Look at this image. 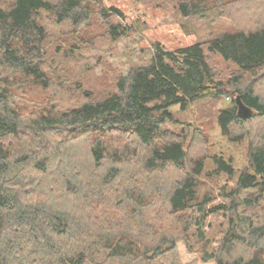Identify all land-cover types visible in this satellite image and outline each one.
I'll use <instances>...</instances> for the list:
<instances>
[{
    "label": "trees",
    "instance_id": "trees-1",
    "mask_svg": "<svg viewBox=\"0 0 264 264\" xmlns=\"http://www.w3.org/2000/svg\"><path fill=\"white\" fill-rule=\"evenodd\" d=\"M100 2L0 0V264H264V213L247 224L238 212H264V0L237 30L207 42L235 65L227 78L217 75L202 42L175 51L158 45L112 95L84 92L79 103L65 95L60 106L31 98L32 89L46 93L53 77L44 12L81 27ZM178 2L190 16L204 14L209 0ZM125 29L110 24L108 33L116 39ZM237 96L254 110L250 118L239 117ZM221 97L231 104L217 123L229 141L248 140V165L224 194L231 204L209 208L211 193L199 194L208 135L190 124L188 133L164 125L174 105L186 111ZM210 158L214 173H235L231 156ZM220 212L230 213L228 226L220 224L211 240L205 222Z\"/></svg>",
    "mask_w": 264,
    "mask_h": 264
},
{
    "label": "rangeland",
    "instance_id": "rangeland-1",
    "mask_svg": "<svg viewBox=\"0 0 264 264\" xmlns=\"http://www.w3.org/2000/svg\"><path fill=\"white\" fill-rule=\"evenodd\" d=\"M215 1L209 0L204 14L185 16L179 9L178 0H101L91 7L90 17L81 27L69 22L57 23L44 12L43 24L48 31L44 54L53 77L46 93V90L32 89L29 92L31 98L51 102L58 99L56 104L60 106L68 103L64 101L65 95L72 97V101L77 98L78 103L84 98V92L96 99L112 95L118 92V79L127 75L133 66L148 64L158 45L166 51H175L202 42L217 75L227 78L235 70V65L210 52L207 42L237 30L259 5L257 0L256 5L251 7L238 0H227L234 2L222 4L219 9L214 5ZM115 9L120 13H115ZM231 9H235L234 14ZM102 10L109 13L107 18H104ZM110 24L126 28L122 36L113 39L108 33ZM64 84H67V89L63 88ZM230 104L229 99L221 97L202 99L191 104L186 111L174 105L171 107L173 119L164 125V128L175 132L188 133L186 125L190 124L203 129L208 135V159L199 194L202 199L205 193H211L209 208L231 204L232 199L224 194L235 188L240 171L248 165V140L242 143L229 141L217 123L219 110ZM219 152L234 159L236 171L233 175L214 173L210 157ZM223 186H226L225 190ZM248 196L249 191L244 192L241 200ZM238 212L240 216L248 218L247 224L256 223L264 213L262 208L252 210L245 206H240ZM229 214L220 212L209 215L204 228L211 240L220 224L228 226Z\"/></svg>",
    "mask_w": 264,
    "mask_h": 264
},
{
    "label": "water",
    "instance_id": "water-1",
    "mask_svg": "<svg viewBox=\"0 0 264 264\" xmlns=\"http://www.w3.org/2000/svg\"><path fill=\"white\" fill-rule=\"evenodd\" d=\"M235 102L237 104V113L239 117L247 119L250 118L254 114V110L244 103L241 96H237L235 99Z\"/></svg>",
    "mask_w": 264,
    "mask_h": 264
}]
</instances>
